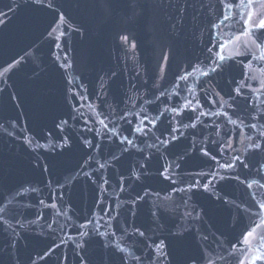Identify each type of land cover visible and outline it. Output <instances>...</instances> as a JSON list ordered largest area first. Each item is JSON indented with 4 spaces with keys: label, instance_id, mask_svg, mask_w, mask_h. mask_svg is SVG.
<instances>
[{
    "label": "water",
    "instance_id": "1",
    "mask_svg": "<svg viewBox=\"0 0 264 264\" xmlns=\"http://www.w3.org/2000/svg\"><path fill=\"white\" fill-rule=\"evenodd\" d=\"M236 4L0 0V264L264 253V29L235 39L264 3Z\"/></svg>",
    "mask_w": 264,
    "mask_h": 264
},
{
    "label": "snow or ice",
    "instance_id": "2",
    "mask_svg": "<svg viewBox=\"0 0 264 264\" xmlns=\"http://www.w3.org/2000/svg\"><path fill=\"white\" fill-rule=\"evenodd\" d=\"M37 2H39V0H37ZM262 3H264V0H261ZM221 3L229 10V12H231L232 8L235 7H240L241 5L236 4V0H221ZM254 6V0H247V7L252 8ZM61 19H63V17H61ZM232 19V17L229 16H224L223 20H230ZM213 27H217V25H213ZM257 29H264V16H261L258 19V22H256L254 20V15L252 11H249L247 14V19L243 20V29L242 31L239 33V35H237L235 37L236 40H239L241 36H251L252 32L257 30ZM126 39V38H125ZM229 41H223L219 43V49L220 51L217 52V57L218 59L216 61H214L215 63V67H213L211 69V71L215 72L217 70V68H221L223 65V62L225 61V59H231V57L226 58L224 55H222V50L225 47V43H227ZM255 43V41H254ZM258 47L260 46L259 44L257 45ZM210 51H212L210 49ZM240 53H237V55H239ZM255 59V57L253 58ZM261 59L264 60V55L261 56ZM251 63V61H250ZM197 69L195 67L192 68V71H196ZM202 76H207L209 75L208 71H203L201 72ZM189 76H191V72H186L185 75L183 77H180V79L182 80H187L189 78ZM245 76L247 77V73H245ZM240 87H243V85H241ZM261 88H264V83L261 84ZM237 95L240 94V88L238 87L236 89ZM232 123H235V121H231ZM262 135H264V133H262ZM256 147L258 148L259 145H256ZM207 155V153H205ZM229 167H231V165H229ZM244 167H247V165L245 164ZM261 187H264V184L260 185ZM208 185H204L205 190H207ZM249 188L252 187L251 184L248 185ZM53 207H55V205H52ZM3 212V209H0V213ZM261 212H264V202H260L258 205V209L257 211L254 213V215L259 216ZM261 223H264V220L261 221ZM255 228H253L250 231H247L246 233H244L243 236V240L241 241L244 244H248L249 243V237H252L254 234ZM141 235H143V233H141ZM157 247H159V245H157ZM231 247L233 249H235L237 247L236 244L231 245ZM261 248H264V243L261 244ZM256 254L252 255L251 258L248 260L247 264H256L257 261H264V253H261L259 251V249L255 250ZM239 264H245V260H240Z\"/></svg>",
    "mask_w": 264,
    "mask_h": 264
}]
</instances>
